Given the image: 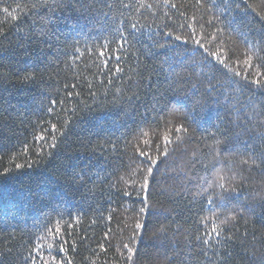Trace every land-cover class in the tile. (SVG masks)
I'll list each match as a JSON object with an SVG mask.
<instances>
[{"label":"trees","instance_id":"trees-1","mask_svg":"<svg viewBox=\"0 0 264 264\" xmlns=\"http://www.w3.org/2000/svg\"><path fill=\"white\" fill-rule=\"evenodd\" d=\"M246 4L251 5L246 12L237 9ZM4 7L19 19L13 21ZM256 13L264 15V0H201L199 5L196 0H0V264H26L35 237L49 217L54 226L58 214L64 221L79 217L73 235L66 237L67 256L57 257L71 264H129L122 245L129 243L136 220L144 227L136 230V241L130 244L137 249L133 264H264V165L241 163L264 153V95L254 86H230L223 72L203 66L191 42L185 46L164 35L169 30L189 35V24L198 36L223 28L225 45L235 48L229 58L235 61L251 49L255 64L256 56L264 57V21ZM131 23L139 31L120 53L124 71L101 72L96 48L89 52V47L110 40L117 27L133 32ZM231 28L239 31L229 36ZM74 47L84 53L75 66ZM202 73L216 77L213 95L219 103L201 113L199 126L184 120L188 135L175 133L183 118L174 119L168 111L192 109V101L205 95L208 81ZM73 84L78 87L73 89ZM67 91L80 95L57 105V126L65 135L57 132L58 147L45 144L43 156H37L33 134H41V128L34 126L50 120L41 109L50 99H64ZM209 111L220 119L203 123ZM64 120H69L67 127H61ZM43 127L49 128L50 142V124ZM218 128H227L230 135L218 146L221 161L215 169L236 174L238 193L229 207H244L245 213L225 233L234 235V241L217 244L213 239L207 246L196 237L206 231L200 221L210 215L211 193H197L207 187L206 180L214 179L209 146ZM167 133L173 141L170 155L150 178L149 207L140 213L143 196L131 187V195L124 196L120 178H128L140 164L135 145L146 139L162 143ZM25 142L32 150L27 154ZM26 162L32 167L15 168Z\"/></svg>","mask_w":264,"mask_h":264},{"label":"snow or ice","instance_id":"snow-or-ice-1","mask_svg":"<svg viewBox=\"0 0 264 264\" xmlns=\"http://www.w3.org/2000/svg\"><path fill=\"white\" fill-rule=\"evenodd\" d=\"M197 4L201 3V0H196ZM17 7H21L17 5ZM124 7H128V5H124ZM141 7H145L144 4H141ZM147 7H151V5H147ZM172 8H177L176 4L171 5ZM248 8H251V5H247L245 9H240L239 5H237V9L241 12H246ZM3 12L7 13L8 16L11 17L13 21H17L19 17L12 12L9 11L7 7L2 9ZM253 12L256 10L253 8ZM260 20L264 21V15L260 13H256ZM213 19H219L218 17H213ZM195 20V17H193ZM233 22H230L232 24ZM129 27L133 30V32H128L127 30L117 27L111 31V39H105L102 44L93 45L89 47L88 51L92 52V48H96L95 56L98 61L97 67L101 72L108 70L112 74L122 73L124 71L121 66V55L120 53L125 50V45L130 44L129 37L135 39L134 33L139 31L138 25L136 23H131ZM183 27V26H182ZM190 29L189 35H174V33L169 30L165 32L164 35L168 37L174 36L175 41H181L185 46L191 42L194 45L193 53H199L202 59V64L204 67L208 68L210 71L223 72L224 76L230 81L231 84H235L238 86V90L254 86L256 89L261 90V95H264V57L256 56V60L258 63H253V55L250 54L251 49H247L240 54L244 58L241 59L240 56H236L235 61H232L229 57L231 55H235L234 47H227L224 43V29L217 28L213 33L209 34H201L197 35L196 29L192 24L187 26ZM203 27V25H201ZM238 28H231L229 31V36L232 33L238 32ZM219 41V43H217ZM247 43V40H245ZM114 45V46H113ZM215 45V50L213 46ZM165 44H160L159 47H166ZM264 50V49H261ZM84 55L81 52L79 47L73 48V57L71 58V62L73 66H75L76 62ZM112 61H115L112 64ZM233 63L237 67H233ZM111 65V67H110ZM242 69V71L240 70ZM32 74H29L27 78H30ZM207 78V84L205 85L204 92L205 95L201 96L199 100L192 101L193 108L185 111H181L179 108L173 107L169 109L168 114L171 115L174 119L177 117L183 118L180 122H178L174 126L175 133H183L184 135L189 134V125H187L184 120H189L191 123L199 126L201 124L200 117L201 113H203L206 109L211 108V105L218 104L219 101L213 95L216 92V85L213 81L216 79L214 75H207L206 73H202ZM111 82V80H109ZM68 85H65L67 89ZM73 89L77 88V84L71 85ZM89 89L92 87L91 84L88 85ZM192 89L196 90V85H192ZM119 91V89H117ZM75 96H79L80 93L76 92L74 94L73 91H67L64 99H50L48 105L46 107H42V111L45 115L50 117L49 121L40 120L37 125L34 127L41 128V134L37 135L33 134L34 141L38 144V150H35V154L37 156L42 157L45 149V144H47L49 149H55L58 147V137L56 135L57 132H60L61 136L65 135L60 128H58V123L60 122V113L56 111L57 105L63 106L66 100H70ZM264 105V102H262ZM196 108H199V112H196ZM62 111H66V109L61 108ZM91 110V109H89ZM262 111H264V107H262ZM75 112V110H74ZM195 113V115H193ZM51 118H56L57 122L52 123ZM219 120V114L217 113L215 117L212 116L209 111V115L203 119V123H210L212 120ZM45 124H50L51 138L50 142L48 140L49 128L43 127ZM69 124V120H64L61 127H67ZM215 126V125H214ZM141 135H146L141 130ZM216 138L212 145L209 146L210 151L213 154L212 158V167L215 169V165L220 163L221 161V150L218 147L222 143L227 142V137L230 135L227 128L225 129H217V132L213 134ZM171 134L167 133L162 137V143L154 142L151 139L143 140L142 144H137L134 146V154L137 159L140 160V164L132 170L128 174V178L121 177L120 179L123 181L125 191L123 192L124 196H129L131 193L127 191L128 187L132 188V191L139 196H143V200L141 201L144 204V207L140 208L139 212L143 213L148 207L147 203L150 192V178H153L155 175L156 169L159 167L164 160L168 158L170 155L169 145L173 143L170 138ZM260 137L264 140V131L260 133ZM183 136L177 135L176 140L178 142H183ZM138 139V138H137ZM115 145H113V148ZM23 151L27 154L29 151H32L28 148L27 142L23 144ZM48 155L51 156L52 152H48ZM257 161L260 163L258 164ZM242 164H251L253 166L264 165V153H261L259 156L249 157L248 159H244L241 161ZM22 167H32L31 162H26L25 165H21L19 163L15 164L16 169H20ZM8 168H4L3 173H9ZM214 179L211 181H205L207 187H201V190L197 195L203 193H211L207 197L208 205H211L212 208L210 210V215L207 217L201 218V224L206 227V231L203 236H197L196 240L201 242L204 245L212 246V240L215 239L217 244H222L225 240L228 242H232L235 240V236L229 234L225 236V233H230V227H235L236 224L243 219L245 208H230L229 205L232 203L233 199L236 197L234 194L238 193V187L233 183L236 180V174L231 176L227 174H222V169H215L212 173ZM82 180V177H78ZM264 199V198H262ZM223 210V212H221ZM70 215V214H69ZM222 216V218H221ZM111 219V216H109ZM52 223L51 217H49L48 223L43 226L42 232L40 235L35 237L34 246L31 249L29 255L25 257L26 264H71V261H66L61 258L58 259L60 253H63L64 256H67L69 248V240L66 238L68 236L73 235V231L75 226L79 223V217L72 218L70 221H64L63 215L58 214V219L55 221L54 226H50ZM144 225L136 220L134 230L132 232L131 237L129 238V243H124L122 245L123 249L127 254V260L129 264H133V254L137 251L136 248L130 246L132 242L136 241L138 233L137 229H142ZM161 232H165V228L160 229ZM108 233H105L107 236ZM246 235V233H245ZM223 237V240L221 239ZM51 240V243H48V240ZM76 246V240L73 239L71 241V247ZM99 247L101 250H105L104 244H100ZM45 248L47 251V257L45 256ZM55 251V255L53 254ZM34 253V254H33ZM125 253L122 252V255Z\"/></svg>","mask_w":264,"mask_h":264}]
</instances>
